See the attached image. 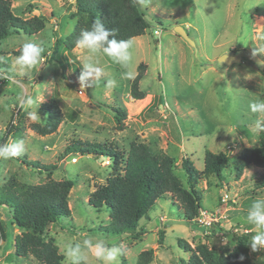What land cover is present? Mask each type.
<instances>
[{
    "label": "rangeland",
    "instance_id": "rangeland-1",
    "mask_svg": "<svg viewBox=\"0 0 264 264\" xmlns=\"http://www.w3.org/2000/svg\"><path fill=\"white\" fill-rule=\"evenodd\" d=\"M11 2L16 16L31 19L42 15L48 21L39 33L14 35L0 44V67L8 76L7 81H0V145L23 140L25 147L18 157H0V188L11 177L33 185L50 179L76 181L68 197L71 217L48 230L60 253L65 257L67 246H79L88 256V264H102L85 244L90 241L119 250L112 264H137L142 252L158 247L160 236L152 231L158 227L165 232L164 248L151 264H187L202 244L228 255L236 245L229 243V234L247 235L250 264H264V250L253 252L249 245L259 230L242 213L257 199H264V168L251 165L238 176L232 165L246 148L264 145L263 126L256 125V115L249 110L250 102L264 99V52L259 50H264V0H140L151 27L145 35L131 40L133 77L122 78L127 69L101 55L97 58L103 69L99 83L83 89L79 77L87 55L84 49L62 48L54 60L47 59L57 39L65 40L74 31L75 0ZM29 5L38 9L28 10ZM177 26L186 29L195 47L175 32ZM25 42L44 50L41 63L29 72L15 63ZM223 55L237 56L240 61L221 64ZM141 64L145 65L140 85L145 98L135 100L130 85ZM109 79L116 82L110 89L106 87ZM29 96L37 98L39 119L30 118L21 107ZM50 101L59 105L64 121L55 133L43 137L32 125H44L42 105ZM119 108L127 112L122 124L115 119ZM75 142L107 144L123 154L134 142L146 143L154 152L175 158V172L184 184L185 159L202 173L206 150L216 154L228 151L230 162L223 178L201 175L197 184L203 197L200 211L214 214L218 222L208 231L195 221L183 222L182 211L171 202L175 198L168 195L150 212L151 221L142 228L141 240L135 241L128 234H106L101 227L109 223L110 214L107 210L98 212L89 200L117 173L114 162L93 155H77L68 162L65 150ZM24 162H37L43 170L57 168L41 174ZM48 173H53L51 178ZM0 219L10 222L9 208H0ZM9 232L7 240H0V264H39L32 257L14 256L13 241L19 231ZM180 240L192 251L181 249Z\"/></svg>",
    "mask_w": 264,
    "mask_h": 264
},
{
    "label": "trees",
    "instance_id": "trees-1",
    "mask_svg": "<svg viewBox=\"0 0 264 264\" xmlns=\"http://www.w3.org/2000/svg\"><path fill=\"white\" fill-rule=\"evenodd\" d=\"M139 1L75 0L76 11L72 13V20L77 19V23L74 31L65 40L57 39L52 54L47 59L54 60L62 48L74 50L81 32L90 30L97 19L105 28L114 30L117 40L131 41L145 35L151 23L147 19L146 12L140 7ZM27 9L37 10L38 6L29 5ZM47 21L42 15L31 19L18 17L13 13L11 0H0V44L14 35L39 33L46 28ZM144 68L143 64L138 67V74L130 85V92L135 100L145 98L140 86L145 77ZM262 73L264 74V69ZM42 111L46 122L44 125L33 124L32 130L45 137L58 130L64 121V115L55 101L42 105ZM115 113L117 123L122 124L127 116L126 110L119 108ZM262 134L264 139V126ZM64 155L65 157L93 155L113 160V169L117 173L109 177L106 184L100 186L91 195L89 203L98 212L107 210L110 214L109 223L101 227L103 232L118 237L128 234L133 236L135 241L140 240V236L144 234L141 221L149 218L150 212L168 195L175 198L171 201L172 204L182 211L180 219L185 223H194L200 210L203 209L202 192L197 188L201 175L217 176L222 179L230 162L228 151L216 154L206 150L204 170L199 173L192 163L185 159L182 168L187 183L184 184L175 172L177 168L175 158L162 151L154 152L146 143L134 142L130 145L128 153L123 154L113 151L107 144L75 142L66 148ZM24 164L33 166L41 174L46 171L53 172L57 168L45 167L43 170L37 162H24ZM232 165L238 176L251 165L264 168V145L256 149L246 148ZM52 174L48 173V177L51 178ZM75 185L74 180L52 179L33 185L20 183L15 177H11L0 188V208H9L11 211L9 223L0 219V240H7L9 230L19 231L13 241L14 256L24 259L32 257L39 264H71L67 263L60 253L56 241L49 238L48 230L52 225H60L63 218L71 217L68 197ZM261 188H264V182ZM213 228H204V231ZM158 234L160 236L158 245L161 248L164 245L165 232L159 231ZM248 241L247 235L239 237L229 234V243L236 245L228 255L210 249L207 245H199L187 264H250ZM183 244L180 240L179 246L184 250L186 246ZM186 251L191 252L192 249L186 248ZM154 258L153 249L144 251L139 255L137 264H151Z\"/></svg>",
    "mask_w": 264,
    "mask_h": 264
},
{
    "label": "clouds",
    "instance_id": "clouds-1",
    "mask_svg": "<svg viewBox=\"0 0 264 264\" xmlns=\"http://www.w3.org/2000/svg\"><path fill=\"white\" fill-rule=\"evenodd\" d=\"M143 2V0H142ZM77 47L84 49L87 53L82 65V72L79 77L81 88H94L100 81L103 69L99 66L98 57L101 55L109 57L114 63L119 64L127 71L124 72L125 79L133 77L132 61L133 56L130 51V40H117L114 30L105 28L104 24L97 19L91 26L90 30L81 32L79 39L76 41ZM261 52H264L261 48ZM43 48L33 42H25L21 48V54L15 58V63L22 70L31 71L42 61ZM116 82L109 79L106 83L107 88H112ZM21 107L28 113L32 119H39L37 115V98L32 96L23 99ZM29 109H35L29 111ZM249 110L256 115V125L264 126V99L252 101L249 103ZM25 151L24 141L17 140L14 142L0 145V157L11 159L22 155ZM248 223L258 229L257 234L252 237L249 244L253 252L264 250V199H257L251 205L247 212ZM89 246V251L94 254L96 259L102 264H112L118 254L117 248H107L102 243L92 245L90 241L85 242ZM65 257L71 261V264H88V256L80 252L79 246L73 248L67 246ZM243 260V257H241Z\"/></svg>",
    "mask_w": 264,
    "mask_h": 264
},
{
    "label": "built area",
    "instance_id": "built-area-1",
    "mask_svg": "<svg viewBox=\"0 0 264 264\" xmlns=\"http://www.w3.org/2000/svg\"><path fill=\"white\" fill-rule=\"evenodd\" d=\"M156 33L158 34V31H156ZM0 78L4 81L8 80V76L5 75V73L1 69H0ZM224 201H225V199H224ZM216 218H218V217L217 216L215 217V215L211 214L209 211L202 210V211H200L199 216L197 217L195 222L200 227L209 229L213 225H216L215 224L216 222H218V220Z\"/></svg>",
    "mask_w": 264,
    "mask_h": 264
},
{
    "label": "water",
    "instance_id": "water-1",
    "mask_svg": "<svg viewBox=\"0 0 264 264\" xmlns=\"http://www.w3.org/2000/svg\"><path fill=\"white\" fill-rule=\"evenodd\" d=\"M175 32L180 37H182L190 46L195 47V43L190 39L187 31L183 27L177 26ZM233 61H240V59L237 56H233V55H223L219 59V62L224 65H230ZM74 158H75L74 156H70L68 157L67 161L71 162Z\"/></svg>",
    "mask_w": 264,
    "mask_h": 264
},
{
    "label": "crops",
    "instance_id": "crops-1",
    "mask_svg": "<svg viewBox=\"0 0 264 264\" xmlns=\"http://www.w3.org/2000/svg\"><path fill=\"white\" fill-rule=\"evenodd\" d=\"M186 30V29H185ZM243 214H247L246 212H242ZM239 214H241V213H239ZM150 221H151V218L149 217V218H147V221H145V224H143L142 225V228H144L146 225H148L149 223H150ZM146 231H147V228H146V230H145V233H146ZM152 231L153 232H155L156 234H158L159 233V231H161L158 227H154L153 229H152ZM163 231V230H162ZM127 235V234H126ZM141 240V239H140ZM138 241V240H137ZM162 248H164V245H163V247H161L160 248V246L158 245V247L154 250L155 251V257L156 258H158V255H159V250L160 249H162ZM155 258V259H156Z\"/></svg>",
    "mask_w": 264,
    "mask_h": 264
}]
</instances>
